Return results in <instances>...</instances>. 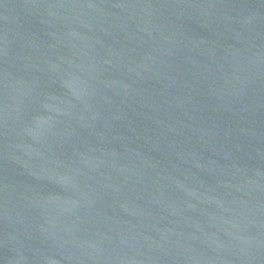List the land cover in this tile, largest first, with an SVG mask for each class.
<instances>
[{"label": "water", "instance_id": "water-1", "mask_svg": "<svg viewBox=\"0 0 264 264\" xmlns=\"http://www.w3.org/2000/svg\"><path fill=\"white\" fill-rule=\"evenodd\" d=\"M0 264H264V0H0Z\"/></svg>", "mask_w": 264, "mask_h": 264}]
</instances>
